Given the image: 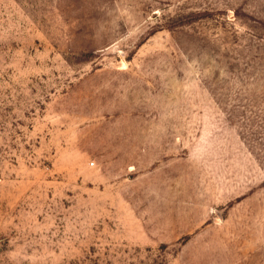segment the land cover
I'll list each match as a JSON object with an SVG mask.
<instances>
[{"label":"rangeland","instance_id":"374dc122","mask_svg":"<svg viewBox=\"0 0 264 264\" xmlns=\"http://www.w3.org/2000/svg\"><path fill=\"white\" fill-rule=\"evenodd\" d=\"M0 264H264V0H0Z\"/></svg>","mask_w":264,"mask_h":264}]
</instances>
